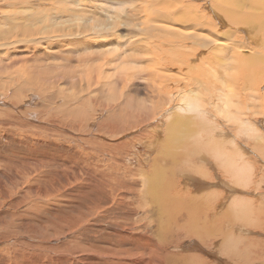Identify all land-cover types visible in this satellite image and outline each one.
<instances>
[{"label": "bare ground", "instance_id": "obj_1", "mask_svg": "<svg viewBox=\"0 0 264 264\" xmlns=\"http://www.w3.org/2000/svg\"><path fill=\"white\" fill-rule=\"evenodd\" d=\"M16 1L17 5L20 1L27 4L28 9L26 13L22 11V18L17 22L10 23L12 13L20 14L12 7L15 0H1L4 5L0 7V85L8 89L4 95L15 89L12 101L7 95L9 104H0V117H4L0 120L6 125L15 122L11 129L24 134L23 130L27 129L24 126L28 124L19 118H35V115L40 121L39 114L46 112L44 125L48 129L40 126L43 129L39 130L45 136H58L67 141L79 135L84 137L85 147L114 163L112 171L97 165L85 169L96 182L91 191L106 187L104 194L124 187L131 189L128 176L121 171L126 164L118 161L120 156L126 157L121 152L124 148L135 149V157L140 162L138 156L143 144L150 140L155 147L162 140L159 144L164 149L154 159L153 174L144 176L146 197L160 212L159 221L177 222L179 227L183 224L189 234L190 230H197L204 241L217 245L227 237L232 238L234 248L243 249V254L236 255L237 260L234 258L237 264L242 260L247 264L251 258L252 262L256 261L249 253L250 249L255 252V248L261 247L259 239L238 238L228 229L224 237H217L222 234L217 229L224 228L225 221L243 219L245 200L241 203L240 196L235 197L221 218L215 214L213 205L219 198L225 203L233 192H241L230 186L232 180L241 186L255 184L257 157L264 166L261 152L264 146L248 142L242 146L240 143L244 140L237 137L245 131L260 143L264 140V124L258 126L259 119L264 118V36L262 39L258 36L264 34V4L257 12L248 14L243 4L229 3V0H108L109 9L95 8L91 0ZM121 24L131 28L124 34L128 42L119 40ZM25 44L37 47L35 51L24 50L13 56L9 51L6 53L12 47ZM50 45H55L68 58L62 69L50 71V65L32 63L31 59L49 58ZM65 46L69 47L67 52L63 49ZM82 51L86 56L80 58L77 53ZM99 56L102 64L93 65L88 60ZM74 59L78 64L71 65ZM43 60L51 64L50 60ZM28 97L36 103H28ZM39 97L47 102L38 103ZM110 121L112 135L104 141L102 125H109ZM162 125L164 129L160 128ZM153 136L157 138L151 139ZM115 138L120 139L116 143L110 141ZM209 158L218 161V165ZM162 159L164 167H157ZM36 163L31 168L29 164L22 167L31 173L43 167ZM27 165L30 169H25ZM125 170L129 171L130 167L125 166ZM101 176L104 180L99 179ZM176 176L186 181L180 182ZM229 176L230 183L226 180ZM192 177L198 193L216 185L222 189L213 188L200 196L190 193V188L183 191L179 183L188 186L187 181ZM31 178L26 175L24 183L31 184ZM22 179L17 178L23 184ZM206 179L215 181L210 183ZM60 184L64 187L67 182ZM258 193L264 196L262 191ZM249 219V225L264 228L262 213H257L253 222ZM191 220L194 227H190Z\"/></svg>", "mask_w": 264, "mask_h": 264}, {"label": "rangeland", "instance_id": "obj_2", "mask_svg": "<svg viewBox=\"0 0 264 264\" xmlns=\"http://www.w3.org/2000/svg\"><path fill=\"white\" fill-rule=\"evenodd\" d=\"M91 1L95 8L103 6L107 9L110 8V2L108 0ZM261 1L262 0H229V3L235 2L234 4H243L242 6L248 9V14H252L257 12L256 10H258L259 7L263 8L264 2ZM44 2H46V0H44ZM19 4L17 5L16 0L14 4H12V7L20 12V14H16L15 16L12 13L13 19L10 23L17 22L19 18H22V11L25 13L28 11V9L25 8L27 4H22L21 1ZM73 4L78 8L75 2ZM3 5L4 2L0 0V7ZM113 6L116 7L115 4ZM39 10H41V8ZM123 25L121 24V28L119 29L121 31L120 35H118L120 38L119 40L121 42H128V37H125L124 34L129 32L131 28L124 27L125 25ZM253 32L257 34L256 31ZM258 36L259 39H262L264 34L260 33ZM62 41L63 40H61V42ZM54 46L55 45H50L49 47V58L46 56L42 59H31L32 63L50 65L49 67H52L50 71L62 69L64 64L67 65L66 60L68 58L63 57L62 55L64 54L60 52V49ZM36 47L37 45L35 44H25L17 48L12 47L6 50V53L9 51L11 52L10 55L13 56L18 53L21 54L24 50L29 51L32 49L35 51ZM63 49L67 52L69 47L65 46ZM70 49H73V47L71 46ZM97 49L99 50L100 46L97 45ZM53 51H55V53ZM1 52L2 49H0V53ZM57 53L60 55H57ZM85 53L86 52L82 51L77 54L81 55V58L82 56H86ZM72 57L75 58L74 56ZM43 59L50 60L51 64ZM94 59L98 61L94 62ZM99 59L94 57L88 60L93 65L96 62L102 64L101 59ZM73 61L76 62L75 59ZM60 62H62V64ZM75 62L71 65L78 64ZM153 66H155V63ZM69 69H72V67H69ZM69 69L66 68V70ZM75 69L81 68L76 67ZM2 87L3 85H0V98H2L0 104L3 105L5 103L3 105L5 106L10 102L9 99L5 98L7 95L11 96L10 100L14 98L15 89L12 88L11 91H8L10 94L7 93L4 95V92L8 89ZM2 96H4V98ZM41 97L38 98V103H46L47 100ZM31 102H33L32 99L28 97V103ZM33 103L35 104L36 101ZM42 108L44 109V106H42ZM43 115L44 117L42 118ZM39 116L42 119L40 121H37L38 116L35 115L34 117L36 119L27 118V120L23 116L19 118L23 123L26 122V124H28L24 126L25 128L27 126V129L23 130L24 134H21L18 129H11L10 126L12 123L15 124V122L12 121L6 125L3 120H0V264H237L238 261L236 260L239 257L236 255L239 253L243 254V249L242 247L241 249H235L236 246L232 238L229 239V237H227L225 242L222 240L221 246L220 242L219 245H217L213 241H204V236L199 235L200 233L197 230H190L189 234V231L185 230L188 227L183 229V224H181L180 227L177 222L173 221L172 223L167 222L163 224L164 221L161 222V220L159 221L158 219L160 212L157 207L148 203L150 199L146 197L144 176L153 174L152 168L155 165L154 159L159 152H162L164 149L161 147V144H159L162 143V140L159 141L158 145L156 144L155 147L152 146L153 144L150 140L147 141L149 144H143L138 156V159H141L140 162H137V158L135 157V149H133V152L130 147H127L128 149L124 148L123 151H121L126 157L120 156L118 161L124 162L126 164L125 166L130 167V170L126 172L125 166H123L124 168L121 167V171L128 176V187L130 186L131 189L127 190L124 187L122 190L118 191L110 190L109 192L107 190L108 192L104 194L106 187H102L98 189L97 192L94 191V193L91 190L94 189L96 182L91 178L90 174L85 173V169L92 165H97L100 168L109 167V170L112 171L114 163H111L110 159L108 161L103 155L95 154L85 147L84 143H87V140L79 134H77L79 136L74 137L71 141L53 135L45 136V133L39 130L43 129L40 126H45L44 121L48 114H46V112L45 114L41 112ZM0 118L3 119L4 117ZM165 118L166 117H164V119ZM99 121H102V118L99 119ZM259 121L261 122L258 125L260 127L264 124V118L262 120L259 119ZM232 123L233 122H230V124ZM2 125L4 126L2 127ZM31 125L33 127H31ZM51 127L54 129L53 125ZM164 127L165 126L162 125L160 128L164 129ZM46 128L48 129V127ZM102 128L103 131L101 132L102 135H104L102 140L105 141V139L109 138V135H112V122L110 121L109 125L106 123L103 124ZM62 132L65 133L64 130H62ZM237 137L244 140H241L242 142L239 140L242 146L246 144V142L255 146L257 144H262L264 146V140H261L262 142L260 143V140L252 139V136H249L245 131L240 132ZM76 138L80 140H76ZM123 138L124 137H122V140ZM156 138L157 137L153 136L151 139ZM119 139L115 138L109 140L116 143ZM112 146H114V144ZM108 150L109 148L106 147L105 151ZM127 150L130 151V154ZM261 152L264 154V149ZM71 157L75 160H69ZM209 159L213 161V163L216 162L214 158ZM39 161L43 162L36 163ZM254 161L256 171L258 172L254 179L255 184L252 185L253 183L251 182L248 183L249 185L242 184L241 186L239 183L236 184L237 182L234 180L231 182L232 177H227L226 180L229 183L231 182L230 186L240 189L241 192H233V195L231 194V199L229 198L225 203L219 198L213 206L215 214L221 218L223 213L231 206V201L235 197L238 198L237 196H240L239 202L241 203L242 200H245V214H241V218L243 219L225 221L223 223L224 228L220 227L217 229L222 232V234L217 237H224L226 229H228L232 230L234 235L238 238L247 239L251 237L259 239L258 244L261 245V247L259 249L255 248V250L258 251L257 253H259V257H256V251L254 252V250L252 251L250 249L249 255L254 257L256 261L252 262L251 258L248 259L247 264L248 262H250L249 264H257L258 261V264H261L260 261H263L262 264H264V257L262 255V253L264 254V243L260 242V240H264V228H259L257 226L253 227L247 223V219H249L250 216L252 217H250L249 220L253 222L259 212L262 213V220L264 221V196L258 193V191H262V194H264V166L261 165L258 157L257 160ZM64 162L70 164V166ZM34 163L42 164L43 167L37 171L32 170L31 173L25 171L24 166L22 167L23 164H29L31 168ZM163 163H165L164 159H162V164L156 166L164 167ZM216 163L218 165V161ZM216 167L218 169V166ZM30 168L28 165L25 166V169ZM142 170L146 172V174L141 173L143 172ZM133 171H140L139 173L141 174L135 175ZM26 175L32 177L29 180V182H32L31 184L24 183ZM18 176L23 178L21 181L23 184L17 180ZM131 177L134 179L131 180ZM137 177L138 179H136ZM75 178L79 179L76 181ZM99 179L104 180L103 176ZM176 179L178 181L180 180V182L186 181L183 177L176 176ZM62 181L67 182V185L61 187L62 184L60 183ZM206 181L214 183L213 181L215 180L206 179ZM147 182L148 181L145 183ZM187 182H189V185L185 187L183 184L179 183L183 188L182 190L187 191L186 189L190 188V193H193L195 196L213 191V188L222 189L220 186L216 185L207 191L198 193L194 189L195 179L192 177L191 180ZM250 185L251 187H249ZM11 187L13 188L11 189ZM259 187L261 190H257ZM252 193H254L255 196ZM114 194H116L115 198H113ZM248 200H250V202ZM210 207L212 208V205H210ZM262 220L259 221L261 224L263 223ZM190 222V227H194L193 220ZM227 225H233L236 228H230L227 227ZM196 245H198V247ZM226 246L227 248H225ZM223 249H225V251ZM220 256H222V260H220ZM214 259H216L215 263ZM238 264L246 263L242 260L241 263Z\"/></svg>", "mask_w": 264, "mask_h": 264}]
</instances>
